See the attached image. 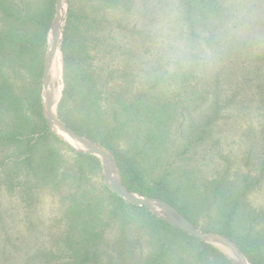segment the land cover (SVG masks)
<instances>
[{"label": "trees", "instance_id": "obj_1", "mask_svg": "<svg viewBox=\"0 0 264 264\" xmlns=\"http://www.w3.org/2000/svg\"><path fill=\"white\" fill-rule=\"evenodd\" d=\"M195 2L180 0L179 11L183 25L191 29L189 35L193 34ZM138 4L137 0H83L75 10L71 3L61 45L64 87L59 116L112 153L128 189L165 200L196 224L178 189L162 176L150 181L140 160L149 147L163 153L162 159L155 160L171 161L165 153L169 147L163 144L165 100L134 86L115 67L117 52L127 48L112 42L105 16L121 8L136 10ZM53 6L54 0H0V108L19 93L35 117L34 122L17 128L10 114L0 110V147L15 148L10 156L20 170L13 173L20 172L18 182L27 205L34 204L44 191L57 199V214L50 225L55 253L49 256L62 258V264H232L215 246L156 218L143 206L128 203L99 179L91 182L89 173L98 175L100 170L96 156L73 152L67 161L56 147L61 142L46 124L39 94ZM101 22L103 34L99 35L96 27ZM132 27L127 33L133 41H145L142 30L135 24ZM153 135L160 143L149 142ZM206 227L231 238L252 264H264V233L240 227L235 210L222 212L218 206L215 221Z\"/></svg>", "mask_w": 264, "mask_h": 264}, {"label": "rangeland", "instance_id": "obj_2", "mask_svg": "<svg viewBox=\"0 0 264 264\" xmlns=\"http://www.w3.org/2000/svg\"><path fill=\"white\" fill-rule=\"evenodd\" d=\"M71 3L79 10L83 0H67L62 43ZM137 3L136 10L121 8L105 16V26L112 28L116 46L129 49L117 52L116 69L167 105L163 144L171 161L155 160L163 153L148 147L147 156L140 157L147 177L151 181L162 176L172 183L201 230H208L221 206L222 212L235 210L243 229L264 233V0H196L192 35L183 25L180 0ZM54 14L55 0L52 19ZM132 24L142 30L145 41H133L127 33ZM103 26L96 27L99 35ZM59 83L63 89V62ZM18 95L0 108L17 128L35 121ZM61 98L62 91L58 115ZM155 138L149 142L160 143ZM60 142L56 147L70 161L74 151ZM14 150L0 147V264H62V258L49 256L55 253L50 225L57 199L44 191L27 205L20 172L13 173L20 170L10 156ZM89 177L108 188L101 162L98 175L92 171Z\"/></svg>", "mask_w": 264, "mask_h": 264}, {"label": "water", "instance_id": "obj_3", "mask_svg": "<svg viewBox=\"0 0 264 264\" xmlns=\"http://www.w3.org/2000/svg\"><path fill=\"white\" fill-rule=\"evenodd\" d=\"M67 0H55V14L47 33V45L42 63V104L43 115L49 130L67 147L76 153L96 156L103 168L104 180L110 191L128 203L147 208L156 218L180 229L198 240L218 248L232 264H252L238 245L229 237L217 231L201 230L174 206L158 197L139 195L128 189L122 180L121 172L109 150L67 125L57 113V104L61 97L59 79L62 75L61 43L67 15ZM60 56V71L55 83L51 75V66L55 55Z\"/></svg>", "mask_w": 264, "mask_h": 264}, {"label": "bare ground", "instance_id": "obj_4", "mask_svg": "<svg viewBox=\"0 0 264 264\" xmlns=\"http://www.w3.org/2000/svg\"><path fill=\"white\" fill-rule=\"evenodd\" d=\"M58 71H60V56H59V53L57 52V54L55 55L53 59L52 66H51V75H52V79L54 83H55L56 76L58 75Z\"/></svg>", "mask_w": 264, "mask_h": 264}]
</instances>
